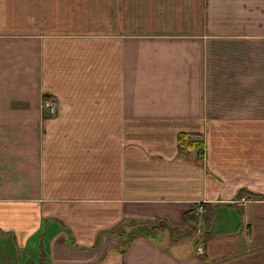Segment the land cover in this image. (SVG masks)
<instances>
[{
	"label": "crops",
	"instance_id": "1",
	"mask_svg": "<svg viewBox=\"0 0 264 264\" xmlns=\"http://www.w3.org/2000/svg\"><path fill=\"white\" fill-rule=\"evenodd\" d=\"M47 7L0 26V264H264V0Z\"/></svg>",
	"mask_w": 264,
	"mask_h": 264
},
{
	"label": "rangeland",
	"instance_id": "2",
	"mask_svg": "<svg viewBox=\"0 0 264 264\" xmlns=\"http://www.w3.org/2000/svg\"><path fill=\"white\" fill-rule=\"evenodd\" d=\"M63 2L64 0H0V26H9V29L22 28L24 30L26 26L31 27V25H34L38 29L47 22L49 8L47 6L48 3H50V27L57 28L58 31L62 30L64 29L63 24L65 22H70L68 17L62 15ZM85 6H87V3H85ZM93 12L94 11L92 10V13ZM76 21L93 22L94 18L92 15L79 14ZM246 124L248 129H264V121L256 122L255 124L247 122ZM247 191H244L247 195L264 197V193L262 192ZM167 230L172 231L170 229ZM182 233V231H178L177 236H180ZM172 234L176 235V229H174L172 233L170 232V235Z\"/></svg>",
	"mask_w": 264,
	"mask_h": 264
},
{
	"label": "trees",
	"instance_id": "3",
	"mask_svg": "<svg viewBox=\"0 0 264 264\" xmlns=\"http://www.w3.org/2000/svg\"><path fill=\"white\" fill-rule=\"evenodd\" d=\"M49 95L45 93V98H48ZM50 98V97H49ZM200 136V135H199ZM197 137V138H194ZM198 136H194L189 135L187 133H180L178 136V144L181 147H196L198 145V148L202 149L203 148V142H201V140H199ZM197 144V145H196ZM247 191V190H245ZM246 193V192H245ZM248 193V191H247ZM130 233L128 235L127 238H132L134 235L136 234H152L154 233L156 230H160L164 227H169L171 228V230L173 231L174 229H176L173 226H170V224L161 217H157L155 219L152 220H137V221H130ZM209 227L206 226L205 229V234L202 233V235H200V237L198 238V240L202 239L206 240L208 237V231H209Z\"/></svg>",
	"mask_w": 264,
	"mask_h": 264
},
{
	"label": "built area",
	"instance_id": "4",
	"mask_svg": "<svg viewBox=\"0 0 264 264\" xmlns=\"http://www.w3.org/2000/svg\"><path fill=\"white\" fill-rule=\"evenodd\" d=\"M43 104H44V106H47L51 112H53L54 109H55V107H56V105H55V104H56L55 101H53V100L50 99V98H46V99H44ZM199 211H201L200 208H199Z\"/></svg>",
	"mask_w": 264,
	"mask_h": 264
}]
</instances>
